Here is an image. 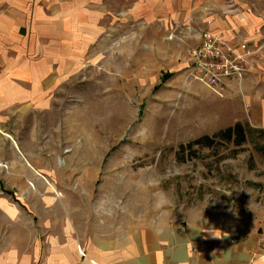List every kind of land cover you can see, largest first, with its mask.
Listing matches in <instances>:
<instances>
[{
  "label": "rangeland",
  "instance_id": "374dc122",
  "mask_svg": "<svg viewBox=\"0 0 264 264\" xmlns=\"http://www.w3.org/2000/svg\"><path fill=\"white\" fill-rule=\"evenodd\" d=\"M242 1L264 15V0L226 2L237 11ZM213 22L204 16L202 25L178 21L134 37L122 25L102 51L118 55V70L105 58L96 64L87 58L81 81L56 97L55 127L40 140L48 173L36 177L47 180L48 191L22 173L26 163L35 166L30 156H0V264H23L40 246L33 264H45L48 239L63 223L74 234L116 231L179 219L197 207L247 212L264 227V132H249L243 145L181 147L237 122L264 130V42L228 38ZM208 32L248 51L242 85L225 86L222 96L186 79L192 52ZM16 137L2 147L18 150Z\"/></svg>",
  "mask_w": 264,
  "mask_h": 264
},
{
  "label": "crops",
  "instance_id": "0c3cea01",
  "mask_svg": "<svg viewBox=\"0 0 264 264\" xmlns=\"http://www.w3.org/2000/svg\"><path fill=\"white\" fill-rule=\"evenodd\" d=\"M226 1L0 0V156H30L35 166L26 163L22 173L48 191L47 180L36 177L44 176L39 170L47 172L38 157L40 140L55 127L51 114L56 97H64L72 83L81 81L87 58L93 56V64L107 59L118 70V55L102 51L117 39L122 25L134 37L136 30L156 34L178 21L202 25L204 16L228 38L264 42V15L244 7L243 1L235 11ZM130 43L133 47L134 40ZM14 129L18 150L15 145L2 147L9 136L16 144L9 133ZM260 227L261 219L247 212L197 207L179 219L116 231L74 234L63 223L48 239L45 264H264ZM209 229L223 238L206 239ZM41 254L40 246L23 264L39 262Z\"/></svg>",
  "mask_w": 264,
  "mask_h": 264
},
{
  "label": "built area",
  "instance_id": "2783aa9c",
  "mask_svg": "<svg viewBox=\"0 0 264 264\" xmlns=\"http://www.w3.org/2000/svg\"><path fill=\"white\" fill-rule=\"evenodd\" d=\"M247 54L245 44H236L208 32L201 45L192 52L186 79L201 81L222 96L225 86L242 85L247 72ZM258 237L261 256H264V227L260 228Z\"/></svg>",
  "mask_w": 264,
  "mask_h": 264
},
{
  "label": "trees",
  "instance_id": "16d2710c",
  "mask_svg": "<svg viewBox=\"0 0 264 264\" xmlns=\"http://www.w3.org/2000/svg\"><path fill=\"white\" fill-rule=\"evenodd\" d=\"M251 131H261L264 132L263 129L253 128L249 124L247 127L241 123L237 122L232 126H228L220 131H218L215 135H204L201 136L186 145H182V148L188 147L189 149L193 148L195 145L207 146L210 148H214L218 146L222 142H236L238 145H243L248 137L249 132Z\"/></svg>",
  "mask_w": 264,
  "mask_h": 264
},
{
  "label": "clouds",
  "instance_id": "9594fccd",
  "mask_svg": "<svg viewBox=\"0 0 264 264\" xmlns=\"http://www.w3.org/2000/svg\"><path fill=\"white\" fill-rule=\"evenodd\" d=\"M228 195H230V193ZM205 238L206 239H208V238H212V239H222L223 236H222V234L220 232H216L213 229H209V230H207V235H206Z\"/></svg>",
  "mask_w": 264,
  "mask_h": 264
}]
</instances>
